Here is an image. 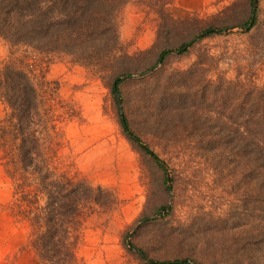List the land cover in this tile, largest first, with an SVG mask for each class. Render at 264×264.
Wrapping results in <instances>:
<instances>
[{
    "label": "rangeland",
    "instance_id": "obj_1",
    "mask_svg": "<svg viewBox=\"0 0 264 264\" xmlns=\"http://www.w3.org/2000/svg\"><path fill=\"white\" fill-rule=\"evenodd\" d=\"M249 1H151L162 5L175 20L170 26L167 16L152 8L149 0H131L115 17L117 46L103 59L95 57L93 64L78 62L67 53L40 51L25 43L10 44L0 36V72L5 65L24 71L37 101L36 110L30 109L24 118L33 159L32 166L25 168L19 157L21 136L16 118L2 99L0 88V101L6 107V117L0 121V160L10 177L11 218L21 233L11 232L10 225L7 243L0 246V264H50L36 245V236L45 228L41 218L45 195L34 171L39 166L48 168L53 178L89 185L99 197L111 201L108 206L93 201L78 205L67 242L80 264H141L124 248L125 231H130L126 241L143 248L150 257L198 258L195 242L186 237L192 222L199 223L203 233L231 226L230 214L236 205L241 211V201L229 186H222V174L229 171H216L204 164L184 170L176 159L162 155L148 134V109L134 95L140 79L152 71H159L163 77L196 62L205 63L210 78L233 77L238 67H246L245 35L236 33L243 28L229 27L232 34L205 38L185 54L171 52L164 65L157 63L144 72L121 75L123 100L120 96L119 100L132 128L167 161L169 176L174 174L171 168L181 173V179L174 184L175 192L164 189L163 172L123 135L110 84L113 74L124 69L125 54L139 55L140 66L152 65L161 44L174 47L191 39L199 29L215 22L216 15L226 14L228 21L247 20ZM257 3L259 17L264 18V0ZM208 51L213 59L206 57ZM257 63L255 79L264 83V52ZM162 204L167 206L156 213ZM219 215L224 219L221 224L216 223Z\"/></svg>",
    "mask_w": 264,
    "mask_h": 264
},
{
    "label": "trees",
    "instance_id": "obj_2",
    "mask_svg": "<svg viewBox=\"0 0 264 264\" xmlns=\"http://www.w3.org/2000/svg\"><path fill=\"white\" fill-rule=\"evenodd\" d=\"M129 1L0 0V36L10 44L25 43L40 51L67 53L78 62L93 64L95 57L103 59L117 46L115 17ZM151 1L150 6L165 14L170 26L173 25L175 20L164 12L162 5ZM258 13L259 5L253 9V0H250L247 20L228 21V15H216L215 22L199 29L191 39L174 47L161 44L152 65L140 66L139 55L125 54L121 59L124 69L113 74L110 93L123 135L163 172L164 189L175 192L174 184L181 179V173L171 168L174 174L167 178V161L132 128L125 108L120 106L118 96L123 100L124 81L121 75L144 72L157 63L164 65L171 52L185 54L198 41L230 35L234 31L229 27H244L236 33L245 35L246 67H238L233 77L210 78L205 63L196 62L163 77L159 71H152L140 79L134 98L148 109V134L161 154L176 159L184 170L204 164L216 171H229L222 174V186H229L241 201V211L236 205L233 215L230 214L233 220L230 227L203 233L198 229L199 223L190 224L186 237L195 242L198 258L150 257L143 248L126 241L130 231H125L124 248L141 264H264V83L255 79L259 67L256 61L264 52V18ZM206 57L214 58L209 51ZM0 88L2 99L14 112L21 136L19 157L28 168L33 159L23 124L29 110H36L35 90L24 71L9 65L0 72ZM34 171L38 187L45 195V205L41 207L45 228L36 236L41 256L50 264H80L67 242L69 225L78 205L93 201L108 206L111 201L99 197L89 185L53 178L46 167L39 166ZM166 206L160 205L155 212ZM223 220L219 215L216 223L221 224ZM35 222L38 224V217Z\"/></svg>",
    "mask_w": 264,
    "mask_h": 264
},
{
    "label": "crops",
    "instance_id": "obj_3",
    "mask_svg": "<svg viewBox=\"0 0 264 264\" xmlns=\"http://www.w3.org/2000/svg\"><path fill=\"white\" fill-rule=\"evenodd\" d=\"M6 117V107L0 101V121ZM12 188L7 167L0 160V246L6 244L11 232L15 230L16 234H21L18 227L14 225L11 218L10 204L12 202ZM23 242V239L21 240Z\"/></svg>",
    "mask_w": 264,
    "mask_h": 264
},
{
    "label": "water",
    "instance_id": "obj_4",
    "mask_svg": "<svg viewBox=\"0 0 264 264\" xmlns=\"http://www.w3.org/2000/svg\"><path fill=\"white\" fill-rule=\"evenodd\" d=\"M257 0H253V9H256L257 7ZM244 28V27H243ZM118 99H119V96H118ZM120 106H121V103H120ZM169 177V174H168V170H167V178Z\"/></svg>",
    "mask_w": 264,
    "mask_h": 264
}]
</instances>
